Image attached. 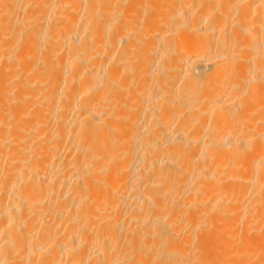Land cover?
Returning a JSON list of instances; mask_svg holds the SVG:
<instances>
[{"label":"bare ground","instance_id":"1","mask_svg":"<svg viewBox=\"0 0 264 264\" xmlns=\"http://www.w3.org/2000/svg\"><path fill=\"white\" fill-rule=\"evenodd\" d=\"M0 264H264V0H0Z\"/></svg>","mask_w":264,"mask_h":264}]
</instances>
